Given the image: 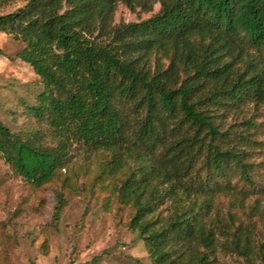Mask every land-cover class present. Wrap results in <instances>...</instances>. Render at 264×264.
Segmentation results:
<instances>
[{"label": "trees", "instance_id": "trees-1", "mask_svg": "<svg viewBox=\"0 0 264 264\" xmlns=\"http://www.w3.org/2000/svg\"><path fill=\"white\" fill-rule=\"evenodd\" d=\"M25 1L0 13V32L23 44L15 57L32 67L41 89L24 108L21 131L0 121L2 159L34 186L65 168L77 149L102 152L109 176L134 162L119 187L134 208L129 226L149 264H171L166 238L190 235L196 219L179 197L166 225L153 228L146 216L161 197L216 194L235 175L252 184L238 147L249 133L221 128L217 118L246 103L264 106V0ZM118 2L159 9L114 25ZM239 123L255 125L251 116ZM62 206L58 194L54 217Z\"/></svg>", "mask_w": 264, "mask_h": 264}, {"label": "rangeland", "instance_id": "rangeland-1", "mask_svg": "<svg viewBox=\"0 0 264 264\" xmlns=\"http://www.w3.org/2000/svg\"><path fill=\"white\" fill-rule=\"evenodd\" d=\"M25 3L6 1L0 4V13ZM158 9L159 3L149 10L138 6L130 10L118 2L112 24L139 21ZM22 46L0 32V121L13 133L24 128V108L35 103L41 89L32 67L15 57ZM214 111L221 112L219 107ZM249 116L255 125L245 130L239 122ZM217 119L221 128L249 133L238 147L246 151L252 184L235 175L225 181L230 188L216 194L179 190L161 197L146 218L153 228L166 225L179 197L193 211L194 231L171 235L164 242L171 264H196L202 255V264H264V106L253 109L246 103L242 112H225ZM104 161L102 152L86 155L74 150L65 168L34 186L0 155V264H149L143 239L129 226L134 208L119 190L135 164L128 161L109 176L101 172ZM58 194L63 206L56 218Z\"/></svg>", "mask_w": 264, "mask_h": 264}]
</instances>
